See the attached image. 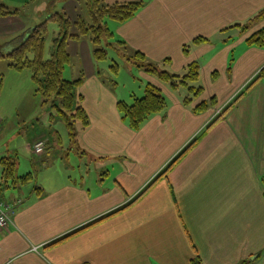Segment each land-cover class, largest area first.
Returning <instances> with one entry per match:
<instances>
[{
    "label": "crops",
    "instance_id": "1",
    "mask_svg": "<svg viewBox=\"0 0 264 264\" xmlns=\"http://www.w3.org/2000/svg\"><path fill=\"white\" fill-rule=\"evenodd\" d=\"M102 1L143 2L133 18L112 21L115 40L152 62L169 58L168 69L176 74L198 61L204 90L186 105L183 94L137 68L132 83L138 86L120 91L114 76H103L91 40L69 41L64 78L83 79L77 93L89 117L88 127L78 125V173L73 178L69 165L59 168L57 161L43 159L48 145L35 153L42 136L29 142L39 160H24L22 167L20 153L9 155L18 162L14 180L3 177L5 157L0 158V197L14 206L12 224L0 230V264H264V80L207 130L216 110L232 103L264 67V48L247 44L264 19L244 32L226 30L255 17L264 0ZM21 14L0 17L5 51L36 27ZM69 17L72 23L78 19ZM199 37L210 41L185 53ZM9 69L16 83L7 90L6 81L0 82L2 123L7 103L35 96L31 71L18 79L25 71ZM147 83L162 90L168 106L134 131L118 104L142 98ZM15 85H26L27 94ZM213 99L207 110H194ZM194 142L133 206L51 245L134 200ZM27 175L32 177L22 184L19 178Z\"/></svg>",
    "mask_w": 264,
    "mask_h": 264
},
{
    "label": "trees",
    "instance_id": "2",
    "mask_svg": "<svg viewBox=\"0 0 264 264\" xmlns=\"http://www.w3.org/2000/svg\"><path fill=\"white\" fill-rule=\"evenodd\" d=\"M143 6V2H128L108 5L102 0H89L87 3L90 16L89 21L78 18L75 23H72L71 19L64 14H52L46 21L35 25L36 27L33 28L27 34V36L23 38V41L15 44L16 47L14 49L5 51L3 47H0V60L4 58H10L12 61L11 67L18 72L25 70L31 71L33 83L35 85V94L41 97L43 105H49L52 102L51 108L56 110L59 119L64 122L70 137V141L73 145L77 144L78 125L80 124L84 128L88 127L89 117L81 105L82 96L77 93V90L82 84L83 79L71 81L64 78V71L71 62V57L67 51L69 41H77L85 37H90V40L94 46L97 47L94 51V55L97 60L107 59V49L103 47L105 43L107 48L120 49V53L124 54V52L127 51L126 44L122 40H115L114 33L108 25L107 20L124 23L125 21L133 18ZM21 12L22 10L20 9L12 10L5 4L0 3V17H9L12 15L21 14ZM262 19H264V9L255 17L250 19L247 23H239L226 30L239 29L240 32H244L247 31L254 22ZM50 23L56 24L58 26L59 32L57 37L53 40V50L51 57L50 59H47V38L50 32ZM73 27L76 28V33H72ZM231 38L232 37H230V39ZM209 41L210 39L204 37L196 38L189 45L184 47V51L185 53H189L194 47ZM247 44L249 46L264 48V28L252 35L247 40ZM129 59H131V61L137 65V68L154 75L161 82L167 84L172 91L178 92L184 90L185 92L183 93L182 100L186 105H190L191 102L200 94H202L204 90L200 81L201 64L198 61L188 65L182 74H176L168 69V66L170 65L169 58L165 59L161 63H155L150 61L146 55L137 51L134 52L132 56H129ZM112 68L118 70L119 65H115ZM261 80H264V67L260 70L252 82L245 88V90L240 93L232 103L226 106L219 116L214 118V120L207 127V130L218 123L231 110V108H233V106L238 103L244 94ZM213 105H215V99L210 102L202 103L194 110L196 112H203L207 110L209 106ZM167 106L168 100L162 90L151 83L146 84L145 94L142 98H134V101L131 104H128L124 101H121L118 104V108L123 120L134 131H139L143 125L153 116L163 113ZM39 140L46 141V146L50 143V138L46 136L38 138L35 144ZM195 143L196 142L192 143L134 200L130 201L128 204L122 206L109 215L88 225L87 227L77 230L68 236L51 243V245L57 244L64 239L78 234L80 231L100 223L133 206L141 197L145 195V193L154 185V183L159 178H161V176L167 175L171 167L177 163L179 159L186 153V151L194 146ZM2 166L4 168L3 177L5 180H14V178L17 176L16 172L18 169L17 158L10 156L3 158ZM31 177V175H27L19 179L22 184H26ZM241 264H246V262Z\"/></svg>",
    "mask_w": 264,
    "mask_h": 264
},
{
    "label": "rangeland",
    "instance_id": "3",
    "mask_svg": "<svg viewBox=\"0 0 264 264\" xmlns=\"http://www.w3.org/2000/svg\"><path fill=\"white\" fill-rule=\"evenodd\" d=\"M88 1L89 0H0V3L5 4L12 10H22L23 13L20 18L23 19L25 24L26 22H31L37 25L46 21L50 15L58 13L68 17L69 14H73L74 19L82 18L89 21ZM107 21L110 27L114 24L110 20ZM49 28L50 32L47 38L46 52L47 59L51 57L53 40L57 37L59 32L56 24L50 23ZM85 40L90 41V37L85 38ZM10 42L7 44H11L9 48L13 44V42ZM106 46L105 43L103 47L107 49L108 53L106 60H97L94 55V58L99 63L100 69L103 71V76L107 77V74L114 76L116 81L120 84V91L123 90L124 86H127L126 89H131L130 86L133 87V85L134 87L136 85L138 86V83H132L135 80L134 75H137V65L129 59V56H132L133 53L125 51L124 54H121L120 49L107 48ZM96 48L97 47H95V49ZM11 63L12 61L10 58L0 60V82L6 81L7 90L14 88V84L16 83L14 72L11 73L9 69ZM115 65H119L120 67L119 70L121 74L118 76V71L115 72V69L112 68ZM28 71L29 70H25V72H23L24 74L19 73L20 76H18V79H23L25 73ZM131 71H133V73H131ZM15 88L19 91H23L24 95L27 94L28 87L26 85H23L22 90H20L17 85H15ZM1 89L2 87L0 86V91ZM184 92V90H181L178 91L177 94H183ZM41 101V97L35 94L33 98L25 97L21 102L7 103L9 113L5 119H2L3 123L0 121V127L3 129V132L0 133V154H2L0 158L9 156L13 152H18L20 153V164L22 163V167H24V160H39L40 156L32 153V150L29 149V145L35 141V138L47 136L50 138V143L48 144V151L44 154L45 156L43 159L48 158L50 161H57L59 168L69 165L67 173L74 176L73 178H76L75 175L78 173V167L82 158L80 147L78 144L73 145L70 141L64 122L59 119L56 110L51 108L52 102L49 105L43 106ZM80 128L81 127L78 126L77 130H80Z\"/></svg>",
    "mask_w": 264,
    "mask_h": 264
},
{
    "label": "built area",
    "instance_id": "4",
    "mask_svg": "<svg viewBox=\"0 0 264 264\" xmlns=\"http://www.w3.org/2000/svg\"><path fill=\"white\" fill-rule=\"evenodd\" d=\"M223 112V108L217 109L215 116L220 115ZM46 148V141L39 140L35 146L34 150L37 154H42ZM13 205L3 201L0 198V230L6 229L12 224V213L14 211Z\"/></svg>",
    "mask_w": 264,
    "mask_h": 264
}]
</instances>
